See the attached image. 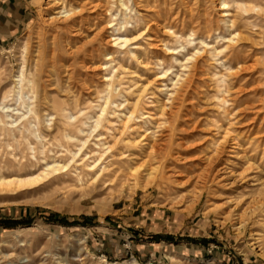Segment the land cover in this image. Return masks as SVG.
Masks as SVG:
<instances>
[{"label":"bare ground","instance_id":"bare-ground-1","mask_svg":"<svg viewBox=\"0 0 264 264\" xmlns=\"http://www.w3.org/2000/svg\"><path fill=\"white\" fill-rule=\"evenodd\" d=\"M214 1L228 34L215 36L211 44L205 37H196L193 30L182 36L167 24H160L155 18L159 10L151 5L156 0H47L51 9L46 18L51 28L50 34L39 40L33 51L25 49L20 52L18 71L0 69V137H10L13 141L0 149V198L19 197L28 194L21 190L38 185L45 188L69 180L74 181L72 186H86V190L97 184L106 190L115 181H129L124 192L126 195L135 188L146 190L160 184L167 186L174 181L172 176L185 178L184 181H176L182 186L194 178L225 188H232L237 182L242 184L237 185L236 189L251 186L250 178L239 172L235 175L230 169L232 159L239 158L236 150L240 146L238 136L233 135L238 112L244 113L248 107L237 108L240 105L239 90L232 93L235 94L233 102L236 109L234 104L229 107L228 94L233 82L238 80L240 71L253 69L264 61L261 56L247 64L239 47L241 44H264V23L259 25L249 20L252 14L257 20H264V5L254 0ZM189 15L190 22L201 19L199 15L195 18L192 16L194 14ZM241 22L248 27V31L239 29ZM202 24L206 27L207 20ZM158 33L170 35L177 43L182 39L188 45H193L197 38V44L194 42L191 51L182 53L179 50L185 47L182 42L177 47L178 51L163 38L159 39ZM254 35L259 40L253 38ZM219 41L223 42L222 46H218ZM227 50L235 56V63L225 58ZM155 52L173 56L181 72L175 71L169 77L170 69L162 68L159 59L152 66L146 55ZM118 53H127L134 60L132 69L122 63L123 69L125 67L127 70L120 73V78H128L132 82L133 87L128 93L133 94V99L130 102L124 99L126 103L115 104L111 100V89L117 68L112 63ZM211 61L222 69L209 75L204 66L211 64ZM156 65L161 67L158 73L154 71ZM97 70L108 72L101 78L104 88L95 92L101 102L97 104L94 115L77 123L83 110H79L80 115L66 112L63 102L54 93L68 92L73 80L87 79ZM165 77L170 81V86L162 81L160 83ZM202 86L209 87L213 93L211 97L206 95ZM151 89L164 93L166 97L165 101L155 104L157 115L145 112L144 116L141 113L145 119L153 118L155 123L165 116L164 121L154 129L138 126L135 120L142 98ZM151 94L154 92L151 91ZM87 104L93 105L91 101ZM110 106L114 109L109 111ZM208 107L221 118L214 119L215 124L212 122L211 135L194 141L192 138L195 134L204 132L203 120H206L197 114L208 111ZM53 120H56V129L61 128V131L70 127L76 133L75 136L69 132L63 134L66 142L74 147H66L68 158L64 161L59 160V155L47 156L45 152L38 157V150L31 140L43 144L45 135L40 128L52 130ZM161 124L163 129L159 133ZM241 158L244 159V155ZM170 171L174 175L168 174ZM260 184L262 186L253 201L256 211L261 213L257 217L260 216L264 224V181ZM87 193L88 190L85 191ZM242 197L243 194H240L239 199L236 198V205ZM261 238L264 240V230ZM3 263L2 257L0 264ZM23 263L30 264L26 260Z\"/></svg>","mask_w":264,"mask_h":264},{"label":"rangeland","instance_id":"rangeland-1","mask_svg":"<svg viewBox=\"0 0 264 264\" xmlns=\"http://www.w3.org/2000/svg\"><path fill=\"white\" fill-rule=\"evenodd\" d=\"M254 1L264 5V0ZM151 5L159 10L155 16L156 20L158 19L162 25L167 24L166 26L173 28L182 36L193 30L196 37H205L207 42L213 44L215 36L228 34L217 8V2L214 0H199V2L198 0H156ZM49 9L47 0H41L37 6L34 4L27 24L16 36L7 39L0 47V69L18 71L20 52L25 49L29 52L33 51L39 40L43 37L47 38L51 29L46 21L51 10ZM190 13L194 14L192 15L194 18L199 15L201 19L199 21L193 19L192 24ZM121 14L122 12L119 13L120 17ZM129 14L132 15V12ZM204 20H207L208 27L203 26ZM249 20L258 22L259 25L264 23V20H257L254 14ZM198 22L201 24H197ZM243 22L239 29L246 32L248 27H244L246 25ZM128 26L130 27L131 24ZM149 34L153 37L152 32ZM159 34L161 33H158V38L161 40L163 38L170 47L177 49L182 42L185 46L183 49L179 48L182 53L191 51L194 42L195 45L197 44V38L193 45H188L184 44L182 39L177 43L174 38H170V35ZM253 38L259 40L255 35ZM222 45L223 42L219 41L218 46ZM241 45L240 52L246 58L247 64H251L256 58L264 59V44ZM131 47L133 48L129 46ZM231 53L227 50L224 56L228 57V61L235 63V56ZM115 56L112 65L117 68V72H114L111 100L115 104L126 103L124 99L130 102L133 94L128 91L133 87L132 82L128 78H120L122 75L120 73L127 68L132 69L134 60L127 53H118ZM146 59L152 66L157 59L161 60L162 66H160L170 69L169 77L175 71L181 72L173 56L169 54L149 53ZM261 62L253 69L240 71V76L233 82L234 84L232 83L233 85L231 84L233 88L230 91L232 94L239 90L237 94L240 97L238 102L240 105L237 108L248 107L244 113L238 112L239 123L235 124L233 135L238 136L240 146L236 150L239 158L232 159L233 164L230 169L235 175L239 172L244 177L250 178L251 186L236 189L237 185L242 184L237 182L233 189L225 188L209 182L204 183L198 178L182 186L178 182L184 181L185 178L174 176H172L174 181L167 186L160 184L146 190L135 188L127 195L124 192L129 181L122 182L124 185L121 181H115L106 190L99 188L100 184H97L87 189V194H85L86 186L74 187L71 185L74 181L71 180L54 183L45 188L41 185L33 186L21 190L28 192L26 195L0 198V258L3 257V264H24V260L30 264H264V240L261 238L264 224L260 217L261 213L256 211L253 201L262 186L260 183L264 181V61ZM122 63L127 68L123 69ZM155 67L154 71L158 73L161 67L157 65ZM204 67L209 75L222 69L212 61ZM107 74L106 70H97L87 79L73 80L68 92L54 93L55 97L63 102L66 112L80 115L79 110H83L77 123L97 112V104L101 101L95 92L104 88L101 78ZM161 81L170 86L167 77L161 79L160 83ZM115 83L117 84L114 85ZM201 88H205L203 90L206 95L211 97L213 93L209 87ZM151 91L154 94H151ZM151 91L142 98L135 120L137 125L139 123L138 126L154 129V126L164 121L165 116L162 117L163 119H158V123H155L153 118L151 120L148 118L153 121L151 123L141 116V113H144V116L145 112L157 115L155 104L158 103L157 101H165L166 97L156 89ZM229 94V107H233L234 104L236 109L235 101L233 102L235 94ZM151 95L153 100L149 97ZM89 101L92 102V106L87 104ZM110 107L109 111L114 109ZM209 108L208 111L197 114L206 120H203L204 132L195 134L196 136L201 133L192 138L194 141L211 135L214 119L221 118L217 112ZM53 121L55 123L51 127L54 130L40 128L45 135L43 144L31 140L38 150V157L45 152L47 156L59 155V160L64 161L68 158L65 150L74 147L73 144L66 142L63 134L69 132L75 136L76 133L70 127L61 131V128L56 129V120ZM162 125L158 127L159 133L163 129ZM2 137H0V149H4L7 142H13L10 137ZM247 141H250V144ZM243 155L244 159L241 158ZM171 173L174 175L171 171L168 174ZM252 182H256L255 185H252ZM240 194H243L242 200L236 205V198ZM258 213L260 216L257 217ZM95 244L97 245L94 246ZM97 247L101 249L100 252L97 251Z\"/></svg>","mask_w":264,"mask_h":264},{"label":"crops","instance_id":"crops-1","mask_svg":"<svg viewBox=\"0 0 264 264\" xmlns=\"http://www.w3.org/2000/svg\"><path fill=\"white\" fill-rule=\"evenodd\" d=\"M39 1L0 0V47L22 30L29 20L34 4L37 6ZM97 251L100 252L101 249L97 247Z\"/></svg>","mask_w":264,"mask_h":264}]
</instances>
